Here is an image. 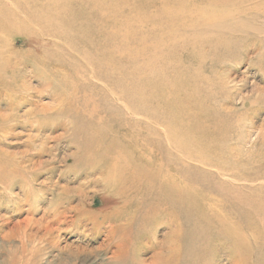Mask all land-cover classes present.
<instances>
[{
  "label": "rangeland",
  "instance_id": "374dc122",
  "mask_svg": "<svg viewBox=\"0 0 264 264\" xmlns=\"http://www.w3.org/2000/svg\"><path fill=\"white\" fill-rule=\"evenodd\" d=\"M0 2V264H264V0L215 48L171 29L150 0ZM93 4L117 20L91 17ZM135 58L155 65L151 85L135 84ZM189 76L213 107L203 117ZM145 86L144 106L155 99L177 121L169 130L142 117ZM182 123L209 154L179 152ZM85 140L172 159L173 213L145 216L130 193L135 207L110 224L106 208L122 201L107 171L82 168L94 159Z\"/></svg>",
  "mask_w": 264,
  "mask_h": 264
},
{
  "label": "bare ground",
  "instance_id": "6f19581e",
  "mask_svg": "<svg viewBox=\"0 0 264 264\" xmlns=\"http://www.w3.org/2000/svg\"><path fill=\"white\" fill-rule=\"evenodd\" d=\"M257 3L258 0H150V7L162 9L165 15V11L169 9V16H167L169 17V20L167 22L171 29H178V27L182 25V30L191 29L189 30L193 39L191 40L196 46H210L215 48L217 47V45L224 46L225 43L229 42V39L231 38L230 31L232 32V29H235L238 26L236 21L240 22L245 20L246 17L249 16L248 13L251 11L254 12V9L258 7V4L261 2H259L258 4ZM256 4L257 6L253 8ZM3 7H5V4ZM89 8L91 9V17L95 18L96 16L101 15V22L103 24H107L110 22L112 23L117 20L116 18L112 19L111 17L102 18V16H105L104 12H106L103 6L93 4L90 5ZM115 15L118 17L117 14ZM157 22H159L158 24H160L161 26H165V24L163 25V23H165L164 21L160 20ZM125 24L129 23L126 22ZM135 24L132 23V26L138 25ZM126 26L128 27L129 25ZM188 30H186L185 32H187ZM135 63L137 66L135 72H138L137 77L138 79H140V81L141 79H143V82L136 81L135 84L151 85L152 82L155 81V76H147L146 70H149L151 69V67H153V72H151V74H154L155 65H152L150 62H143L140 58H135ZM188 78L190 79V85H188V89L186 90L187 96H185H199V98H201V101L199 100L200 103H196L197 105H195V107L202 112L200 117H203V114L205 112H212L213 107L211 104H208V102H205L202 98L201 90L202 87L204 88V85H198L193 79L190 78V76ZM144 89H146V86L141 90V92H136L135 95L138 98V103L142 104L143 106L142 112L140 110H137L144 114V116L142 115V117L149 118L152 121L156 122L158 125H163L164 128H168V130L169 128L173 127L174 124H177V121L173 118L172 114H167L165 115L164 119H160L161 117L159 115L165 110V104H159L154 99L153 104L155 107L153 109H149L144 106L147 103H151L150 99L152 97V93ZM176 90H178V88H176ZM134 100L135 101L130 102L132 104L136 103L137 100ZM181 127L182 129H180L178 138L179 141L177 142L176 148L183 156H185L186 158L199 157L200 155H195V152H193V150L198 151L199 153H201V155L210 153L211 150L209 148V145L212 143L211 141L204 140V138L201 137L202 135L198 134L197 131L194 130L193 131L194 133H196V136L194 134H190L191 132L189 130L188 131L190 133H185L186 124L182 123ZM187 128H189V126H187ZM165 134L167 135V138L173 137V134H171L169 131H166ZM175 137H177L176 134ZM80 147L82 149L81 151L86 156H94V159L83 160V163H81L82 168L94 169L96 167H100L103 171H107L109 174L107 191L112 190L111 192H109V195L112 196V194L116 193L115 196L120 201H122L119 202V204H116L114 209L107 207L105 210V215H109L108 219L111 221L110 224H112L113 226L114 224H117V221L121 218V216L123 217V213L127 208L134 206V202H130L129 200L130 193L135 194V202L137 201L139 205H144V208H146L145 216H153L158 212H165V210H169L170 212H172V208L175 206L174 202L180 201L178 195L175 193L178 190V188L175 187L177 186V184L175 183L176 179L172 177V173H169L168 171L173 168V162L172 159H164V153L161 154L163 156H161L162 159L158 158L156 160H153L147 156L145 157V155L137 156L133 152L130 153V155L128 156L129 158H124L120 155H117L116 157L112 156L111 152L115 150V144H111V146H109L102 141L94 142L85 140L80 143ZM136 147V144L125 143L123 149L127 148V150L124 152L128 154L130 150H134V148ZM161 147L164 148L162 143ZM176 148L173 147V149ZM177 156L178 155H176V157ZM201 162L204 164L207 163L205 159H202ZM175 166H177V164ZM164 168L167 170L166 172L163 171L165 170ZM220 189H222V187ZM233 197L235 198V196Z\"/></svg>",
  "mask_w": 264,
  "mask_h": 264
}]
</instances>
